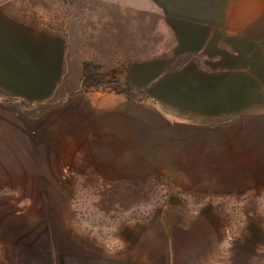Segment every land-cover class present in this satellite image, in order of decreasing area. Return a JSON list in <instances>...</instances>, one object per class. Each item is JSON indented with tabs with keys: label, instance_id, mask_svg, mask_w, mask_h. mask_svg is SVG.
<instances>
[{
	"label": "crops",
	"instance_id": "1",
	"mask_svg": "<svg viewBox=\"0 0 264 264\" xmlns=\"http://www.w3.org/2000/svg\"><path fill=\"white\" fill-rule=\"evenodd\" d=\"M215 1L160 0L177 68L164 74L158 59L129 73L148 97L172 106V121L159 107L94 92L27 124L22 101L50 99L65 41L21 0H0V244L44 250L61 264H244L253 254L254 213L236 222L213 209L264 204V0ZM151 132L167 145L159 158L172 161L167 175L190 206H164L133 239H120L119 252L82 244L70 194L148 174L124 152Z\"/></svg>",
	"mask_w": 264,
	"mask_h": 264
},
{
	"label": "rangeland",
	"instance_id": "2",
	"mask_svg": "<svg viewBox=\"0 0 264 264\" xmlns=\"http://www.w3.org/2000/svg\"><path fill=\"white\" fill-rule=\"evenodd\" d=\"M21 2L24 12L42 21L65 41L61 77L50 99L41 105L22 101V116L27 124L94 92L122 95L134 104L159 107L170 121L174 119L170 104L159 105L128 80L132 67L140 62L152 63L159 59L165 63L164 74H171L177 68L180 56L176 53L172 32L163 25L158 14L160 0ZM125 81L131 87H127ZM162 151L167 152V145L156 141L155 132L134 137L131 149L124 152L125 158L129 160L131 155L133 170L148 174L131 179L118 175L117 183L78 186L79 190L70 194L68 211L74 235L82 244L102 252L115 247L119 252L123 247L120 239H133L132 232L152 223L164 206H190L189 193L174 189L167 175L172 161L160 159ZM217 203L219 206L213 209V214L218 219L221 216L230 219L231 215L236 222H242V216L245 219L248 213L258 218L259 226L247 225L254 247L249 249L253 254L245 257L244 264H264V204L240 208ZM231 261L232 258L229 264ZM0 264H61V260L44 250L0 244Z\"/></svg>",
	"mask_w": 264,
	"mask_h": 264
},
{
	"label": "trees",
	"instance_id": "3",
	"mask_svg": "<svg viewBox=\"0 0 264 264\" xmlns=\"http://www.w3.org/2000/svg\"><path fill=\"white\" fill-rule=\"evenodd\" d=\"M89 84H87V86H88ZM125 85H127V87L129 86V87H131V85L127 82V81H125ZM90 86V85H89ZM128 99H130V96H126Z\"/></svg>",
	"mask_w": 264,
	"mask_h": 264
}]
</instances>
